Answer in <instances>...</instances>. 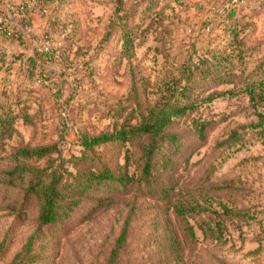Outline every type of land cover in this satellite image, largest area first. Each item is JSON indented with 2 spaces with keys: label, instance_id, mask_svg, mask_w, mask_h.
Listing matches in <instances>:
<instances>
[{
  "label": "rangeland",
  "instance_id": "rangeland-1",
  "mask_svg": "<svg viewBox=\"0 0 264 264\" xmlns=\"http://www.w3.org/2000/svg\"><path fill=\"white\" fill-rule=\"evenodd\" d=\"M9 3L0 0V51L33 56L62 46L65 57L45 63V84L19 64L0 70V264H264V102L253 104L245 90L258 72L264 76V67H254L264 56V2L237 38L239 53L252 57L244 65L231 58L227 71L208 72L192 60L224 51L232 37L223 25L204 29L205 0H43V9L25 13L23 44L1 31L22 24ZM175 85H188L196 103L166 127L150 179L141 174L143 139L85 151L84 133L136 122ZM48 144L55 152L32 164H63L72 187L83 179L90 186L67 217L39 228L40 201L27 200L19 177L9 180L22 162L17 149ZM104 168L130 181L88 178ZM190 195L237 210L224 213L220 241L205 237L195 219L194 251L171 207Z\"/></svg>",
  "mask_w": 264,
  "mask_h": 264
},
{
  "label": "trees",
  "instance_id": "trees-1",
  "mask_svg": "<svg viewBox=\"0 0 264 264\" xmlns=\"http://www.w3.org/2000/svg\"><path fill=\"white\" fill-rule=\"evenodd\" d=\"M191 0H176L180 5H188ZM43 0H12V13L17 16L16 20H20L22 24H6L7 30H12L15 36H10L8 31H3V34L11 40H16L19 44H23L26 36V22L29 19L25 18V13L27 10L33 12L36 8L43 9L46 4L42 3ZM210 4L209 13L207 16V21L204 24V29L208 31L214 29V27L224 26L223 30L228 29L229 34H231L232 40L229 41L228 45L225 46V50L220 52L216 50L212 54L206 52L202 59L199 61H193L191 63L192 67L201 68L204 72H208L214 67L226 68V71L230 63H232L231 58L238 57L241 65L246 64L248 56L244 57L243 50L239 49L237 43V38L239 37L241 30L243 29L245 23L251 24L250 21L246 20L248 17H253V15L260 13L263 8V0H205ZM1 14V13H0ZM247 24V25H248ZM1 25V24H0ZM46 38H51L49 34H46ZM226 49L230 53H226ZM62 46L56 49L47 50L46 52H37L31 56L24 55H13L8 56L6 52L0 51V70L4 67L11 69L15 67L14 65L19 64L23 70H25L34 81L45 84L46 78L49 72H46L45 63L62 62L64 60ZM232 51V52H231ZM220 53V54H218ZM239 53V54H236ZM252 57V56H250ZM9 60V61H7ZM259 63L255 64V69L264 67V56L259 58ZM45 66V67H44ZM227 74V72H225ZM259 76L253 80L247 81L245 85V90L247 91L250 100L253 104H258L259 102H264V76L262 72H258ZM227 81V79H225ZM187 86L183 87L174 86L169 88L166 95L157 101L154 105L149 106L146 113L142 114L136 122L130 120L124 121L121 125H115L111 129L104 130L96 134L84 133L82 135V145L85 151H93L97 146L107 144L109 142H134L144 140L140 146L141 157L145 161L142 168L141 174L143 178L150 179L152 176L153 164L152 160L157 151L159 143L165 138V129L170 125V123L195 106V99H190L187 94ZM255 107V106H254ZM9 117V116H7ZM3 119V118H0ZM12 120V119H10ZM203 127H201L202 130ZM2 131H6L2 128ZM55 145H37V146H23L17 149L14 153L17 160L22 161L17 164L14 170H12L11 183H14V179L19 177V180L27 183L25 187V194L27 200L35 197L40 201V211L38 215L39 228L45 225L53 224L62 219V217H67L69 211L74 205L81 202L78 193H83L90 184L86 180H81L79 186H71L64 176L66 168L64 165L58 167L52 165L50 169L49 166L43 168L34 166L32 160H43L49 157L55 152ZM61 168V171L59 169ZM128 173V172H127ZM129 174V173H128ZM27 177V178H26ZM131 176L124 175L116 176L112 170L104 168L97 172H92L88 175L89 179H96L98 183L105 180L117 179L121 183H127L130 181ZM84 185L85 188H82ZM166 195L167 192L165 193ZM203 200V202L201 201ZM198 199L193 195L189 197L176 198L171 202V207L176 215L177 219L180 221L184 236L193 249V245H198L199 238L196 235V227L193 222L195 219H199V227L202 230L205 237H209L213 240L220 241L224 236L223 223L225 221L224 213H232L233 207L230 208L228 204L220 202L217 204L218 208H214L213 203L210 200H206L204 197ZM222 212L219 209H222ZM237 210L233 211L236 212ZM241 213L240 217H245L246 219H252L249 212H238ZM129 219L126 220L124 229L117 241V247L112 255V262L115 261L118 248L125 241L127 236ZM37 233H34L28 239L25 246V254L31 250L34 245ZM21 256V254H20Z\"/></svg>",
  "mask_w": 264,
  "mask_h": 264
},
{
  "label": "built area",
  "instance_id": "built-area-1",
  "mask_svg": "<svg viewBox=\"0 0 264 264\" xmlns=\"http://www.w3.org/2000/svg\"><path fill=\"white\" fill-rule=\"evenodd\" d=\"M11 1H12V0H11ZM8 5H9V9H11V11H12V3H9ZM3 31H6V32L8 31V30H7V25L3 27ZM8 34H9L10 36H15V34L12 32V30H9V31H8Z\"/></svg>",
  "mask_w": 264,
  "mask_h": 264
}]
</instances>
